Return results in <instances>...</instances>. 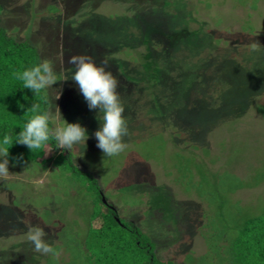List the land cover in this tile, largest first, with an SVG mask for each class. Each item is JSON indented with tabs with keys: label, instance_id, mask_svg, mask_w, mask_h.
<instances>
[{
	"label": "rangeland",
	"instance_id": "obj_1",
	"mask_svg": "<svg viewBox=\"0 0 264 264\" xmlns=\"http://www.w3.org/2000/svg\"><path fill=\"white\" fill-rule=\"evenodd\" d=\"M0 4V25L7 34L37 46L41 60L51 61L60 76L46 90L51 112L55 115L58 108L63 120L87 129L85 146L67 150L76 167L95 179L121 219L148 235L157 258L218 264L226 243H218L216 236L224 235L233 221L264 209V121L257 111L258 98L264 94V0H0ZM50 6L59 11L47 15ZM132 17L136 22L128 21ZM126 25L138 32L141 28L136 51L149 53L148 69L154 66L152 57L156 60L152 44L160 42L166 50V65L158 68L156 79L153 71L119 78L120 53L104 58L108 47L115 50L128 34ZM255 42L262 48L253 51ZM79 55L91 56L97 66L107 61L105 70L119 80L128 135L123 138L127 148L117 156L106 157L96 147L93 134L103 124L102 112L88 109L73 116L79 112L77 105H87L71 80L74 67L68 63ZM206 71L211 73L207 77ZM206 82L215 87L208 91ZM196 84L203 85L201 100L190 104L188 92ZM192 96L197 97V88ZM52 121L54 128L61 126L59 118ZM173 129L185 136L174 137ZM50 155L54 154L48 151L45 159ZM39 161L9 164L10 175L0 178V264L68 261L62 249L59 258L35 252L27 240L28 224L43 228L51 246L62 243L60 233L67 222L76 224L78 232L86 228L85 213L97 197L86 192L87 178L52 172L50 164L41 169ZM227 233L235 234L232 229Z\"/></svg>",
	"mask_w": 264,
	"mask_h": 264
},
{
	"label": "trees",
	"instance_id": "obj_2",
	"mask_svg": "<svg viewBox=\"0 0 264 264\" xmlns=\"http://www.w3.org/2000/svg\"><path fill=\"white\" fill-rule=\"evenodd\" d=\"M171 3L168 1L167 8H170ZM57 11H59L58 7L50 6L46 14L50 15ZM1 15L2 7L0 6V18ZM134 19L135 17H132L128 21L130 23L136 22ZM128 21L126 24H129ZM126 27H129V29L124 28V32L128 34L119 40V44H115V50L108 47L110 53L107 56L105 55L104 58L113 59L116 53H120L121 57L117 56L119 57L118 77L123 76L125 79H129L136 76V74L140 77L141 75L148 76L153 71V78L156 79L157 75L155 73L159 71L158 68L166 65L163 61L166 58V50L162 48L160 42L159 45H157L158 42L152 44L150 48L153 50L152 52L156 60L152 57L151 62L154 66L148 69L149 62L146 61L145 56L149 55V53L146 50H143L142 53L136 51V40H140L143 37L141 28L138 26L140 29L138 32L135 28L127 25ZM196 28L193 30H196ZM130 51H134V54H129L128 52ZM41 62L37 46L25 39L20 41L14 36L8 35L6 29L0 25V141L3 140L6 134L13 137V144L8 149L9 164L15 167L25 164L35 165L40 160L38 164L41 169L50 164L52 172L69 173L72 176L75 175L78 180H81L82 176L86 177V183L89 185L86 192L91 196L93 193L97 195L96 198H91V201H96L88 212L85 213L86 228L78 232L76 224L67 222L65 226L62 225L63 232L60 233L62 234L60 238L62 243L52 247L56 250L62 249L64 252H67L68 261L71 259L69 264H180L172 259L162 260L157 258L155 244L148 235L143 233L132 222L120 218L117 211L100 194L101 192L97 183L95 184V179L78 169L71 152L58 149L57 142L54 139H50L41 149L32 151L26 146L15 142L24 125L36 114L27 112L32 104L40 103L42 111L51 109L46 91L37 96L30 90L25 89L23 82L13 76L14 72L22 73L24 70L31 69ZM209 74L211 73H208L206 77ZM59 78L60 76L57 75V79ZM205 85H208V91L211 87H215L211 82H206ZM194 86L197 88V97L192 96V90L195 89ZM202 86V84H196L190 88L188 92L190 104L201 100L199 90ZM208 94L214 98L213 95ZM77 106L79 112L73 116H80L84 112L85 114L88 112L87 105H84L85 107L83 105ZM257 111L261 114L264 121V94H261L258 98ZM164 120L169 123L165 118ZM60 124L63 126L62 120ZM49 126L54 129L53 121H50ZM160 126L162 129L163 126L161 124ZM161 132L163 133V129ZM172 132H174V137L179 139L185 136L182 131L176 129H173ZM171 138H173L172 135ZM48 151L53 152L54 155H50L45 159ZM86 183H84V186H86ZM96 188H98L97 191H94ZM14 206L17 205L14 203ZM45 212H47L48 218L51 217L48 209ZM215 221L216 219L211 221L212 225H215ZM231 224V227H225L224 235H215L218 243L221 241L226 243L222 250L223 257H219L218 264H264V209L259 214L258 212H254L251 216L245 217L240 222L233 221ZM229 229H232L235 234L233 233V235L229 236L227 233ZM216 247L215 252H218V245ZM76 255L80 256L78 257L79 260L74 258ZM51 261L54 264L57 263L55 259H48L46 264H51Z\"/></svg>",
	"mask_w": 264,
	"mask_h": 264
},
{
	"label": "clouds",
	"instance_id": "obj_3",
	"mask_svg": "<svg viewBox=\"0 0 264 264\" xmlns=\"http://www.w3.org/2000/svg\"><path fill=\"white\" fill-rule=\"evenodd\" d=\"M253 51L262 48L258 42L251 45ZM68 63L74 67L71 80H73L83 95L89 110H99L103 113V124L99 130L94 132L97 141L96 147L106 157H114L124 152L127 144L123 138L128 135L127 121L123 115L124 107L121 103L119 93V81L110 71L107 61H102L97 66L91 56L79 55L69 58ZM13 76L23 82V87L39 96L49 87L57 83V75L52 62L42 61L39 65L21 72H14ZM59 89L56 100L60 98ZM27 112L36 113L24 125L19 132L15 142L26 146L30 151L41 149L50 139L57 142L58 149L72 150L74 146L83 144L89 139L87 129L79 123H67L61 118L59 109L56 108L54 115L51 110L41 109L40 103H34ZM59 118L63 126L50 128V121ZM13 144V137L6 134L0 141V178H7L8 171V149ZM103 201V199H102ZM27 240L33 245V250L43 255L51 254L59 258L60 251L52 247L45 239L46 233L43 228L28 224Z\"/></svg>",
	"mask_w": 264,
	"mask_h": 264
}]
</instances>
